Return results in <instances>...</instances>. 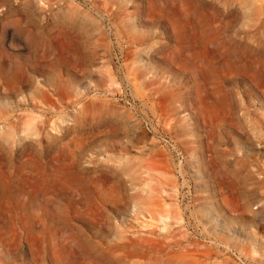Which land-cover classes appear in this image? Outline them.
<instances>
[{"label": "rangeland", "instance_id": "374dc122", "mask_svg": "<svg viewBox=\"0 0 264 264\" xmlns=\"http://www.w3.org/2000/svg\"><path fill=\"white\" fill-rule=\"evenodd\" d=\"M0 264H264V0H0Z\"/></svg>", "mask_w": 264, "mask_h": 264}, {"label": "bare ground", "instance_id": "6f19581e", "mask_svg": "<svg viewBox=\"0 0 264 264\" xmlns=\"http://www.w3.org/2000/svg\"><path fill=\"white\" fill-rule=\"evenodd\" d=\"M107 80H108V79H107ZM112 80H113V79H112ZM112 80H111V81H112ZM113 81H114V80H113ZM166 204H167V203H166ZM187 241H188V240H187Z\"/></svg>", "mask_w": 264, "mask_h": 264}]
</instances>
